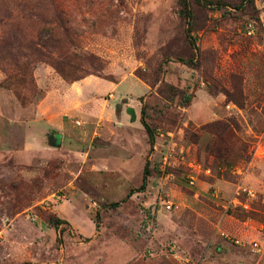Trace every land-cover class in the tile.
<instances>
[{"label": "rangeland", "instance_id": "rangeland-1", "mask_svg": "<svg viewBox=\"0 0 264 264\" xmlns=\"http://www.w3.org/2000/svg\"><path fill=\"white\" fill-rule=\"evenodd\" d=\"M107 105L141 167L80 154ZM0 264H264V0H0Z\"/></svg>", "mask_w": 264, "mask_h": 264}, {"label": "crops", "instance_id": "crops-1", "mask_svg": "<svg viewBox=\"0 0 264 264\" xmlns=\"http://www.w3.org/2000/svg\"><path fill=\"white\" fill-rule=\"evenodd\" d=\"M97 82L98 81H92L91 83H89V85H87V88L89 89L90 86L96 85ZM100 84L101 83H98V85ZM113 86L116 96L117 86ZM71 87L74 88L75 86ZM107 106L108 107L105 108V110H102V112L98 109V121H94V127L92 128L91 134L92 142L99 144L101 143L105 147L103 146L102 148H99V146L87 145V150L85 152H81L80 154L96 155L98 154V152H100V154L102 155V160L99 163L100 165L95 164L97 160L94 157H90V159H88L91 162L90 167L96 168V170H100V172L104 170H117L118 172H126L129 171L132 166L141 167L142 159L140 154L136 152V146L134 144V142H136V140L139 139L142 134V136H145L144 129L139 120V108L135 105L133 106V108L129 106H123L122 108H120L118 113L115 114L112 105ZM57 109L58 107L54 106L52 108V111H56ZM40 123L42 125L38 128V131H41L44 134L46 131L51 132L52 144L59 146L66 130H69L66 123L55 119H45ZM110 131H113L112 134ZM113 133H115V135H119L120 137L114 136V138H111V136L114 135ZM119 138L123 140V143L116 147L114 146V142L116 140L119 142ZM109 142L111 143L109 144ZM89 223L92 224L91 222Z\"/></svg>", "mask_w": 264, "mask_h": 264}, {"label": "trees", "instance_id": "trees-1", "mask_svg": "<svg viewBox=\"0 0 264 264\" xmlns=\"http://www.w3.org/2000/svg\"><path fill=\"white\" fill-rule=\"evenodd\" d=\"M35 1L38 2V3H44V5H48V6H52L53 5V0H35ZM55 69H57V68L55 67ZM140 123H141V125H142V127H143V129H144V131H145V133L147 135V137H148V141H149V144H150L152 142L151 134H150L147 126L144 124V122L141 119H140ZM52 145L55 146V147L58 146V145H55V144H52ZM145 175H146V167L144 166L143 169H142V180H141V184H140V186H139L138 189H142L143 188V186H144V180H145L144 179L145 178ZM130 193H131V191H129L127 193V196H129ZM115 206H116V203L111 204V207H115ZM94 226L97 227V222H94Z\"/></svg>", "mask_w": 264, "mask_h": 264}]
</instances>
